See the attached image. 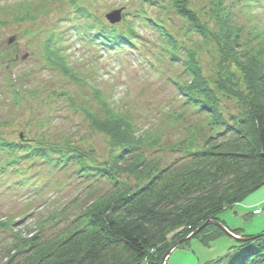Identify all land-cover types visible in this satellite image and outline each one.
Here are the masks:
<instances>
[{"label":"rangeland","instance_id":"rangeland-1","mask_svg":"<svg viewBox=\"0 0 264 264\" xmlns=\"http://www.w3.org/2000/svg\"><path fill=\"white\" fill-rule=\"evenodd\" d=\"M75 1V5L91 16L88 18L91 22L95 16L98 23L111 25L106 19L110 10L130 12L127 17L131 19L135 6L144 0ZM214 1L189 0L188 3L215 30L211 16ZM172 2L165 1L160 20L177 50L172 62L170 54L162 61L172 67L167 65L157 73L150 72L148 67L141 71L135 66L136 58L124 56L121 50L111 54L108 48H98L79 37L77 28L87 18L75 10L70 0H0V130H5V137L18 140L25 131L32 140L42 134L53 144L74 143L93 150L94 164H101L119 149L111 150L108 137L91 126L89 115L105 118L108 105L115 114L130 112L149 140L156 141V145L141 150L159 168L183 162L182 158L190 159L192 153L203 149L209 137L224 132L225 127L213 124L207 111L185 104L172 78L191 80L184 65L189 49L197 52V60L207 77L216 78L218 48L211 38L203 39L191 29ZM224 4L231 20L241 26L243 51L256 54L264 63V0H225ZM145 7L149 15L158 16L157 6L147 3ZM132 22L141 33L137 38L139 45L146 50L154 48L149 40L155 38V30L140 18ZM118 24L123 26V19ZM53 36L60 38L58 46L76 77L71 78L50 65L45 48ZM168 48H171L169 44ZM217 92L227 121L243 114L244 107L236 98ZM219 137L224 139L227 135ZM15 153L21 157L19 166L25 171L19 174L12 166L1 173L0 264H6L13 256L15 260L21 259L23 239L38 234L47 241L73 229L82 222L78 221L79 216L93 202L115 190V184L107 177L80 172L74 159L55 164L37 156L25 157L20 149ZM12 157L10 151L0 150V162ZM25 177L27 181L21 183ZM120 182L123 188L135 184L126 177ZM220 218L234 235L237 234L229 227L240 228L247 235H237L240 237L263 233L264 187L224 209ZM213 221L217 220L204 224ZM81 226L85 225L81 223ZM196 235L175 247L164 264H230L243 250L240 242L227 232L210 240L208 245L202 235Z\"/></svg>","mask_w":264,"mask_h":264},{"label":"trees","instance_id":"trees-1","mask_svg":"<svg viewBox=\"0 0 264 264\" xmlns=\"http://www.w3.org/2000/svg\"><path fill=\"white\" fill-rule=\"evenodd\" d=\"M165 1L144 0L135 6L131 19L127 17L130 12H124L123 26L100 24L95 18L88 26L98 28L96 37L91 34L85 37L99 39L100 45L107 48L125 46L137 55H144L150 50L139 45L137 38L141 33L132 22L140 18L156 32L155 38L149 40V43L155 40L157 48V51L152 49V57L157 53L162 62L170 54L172 62L177 48L161 23ZM188 1L173 0V8L201 38H211L217 45V76L209 79L197 60V52L189 49L184 65L191 80L172 79L178 85L183 102L210 113L212 123L224 125V132L209 137L203 149L192 153L190 159H181L186 162L159 168V164L148 159L141 150L156 145V141L149 140L130 112L115 114L108 105L105 118L89 115L91 126L108 137L111 150L119 149L101 164H94L93 150L80 145L53 144L42 134L30 140L25 131L20 139H9L5 137V130H0V150L10 151L13 156L0 162L1 184V173L6 168L13 166L19 174L25 171L24 167H19L21 157L15 153L19 149L25 157L37 156L55 164L74 159L79 163L80 172L100 174L115 184L111 194L93 202L79 216L78 221H82L84 227L80 223L62 236L47 241L38 234L23 239L21 259L15 260L13 256L6 264H161L165 253L181 238L208 220L223 222L220 214L224 209L264 187V63L256 54L243 51L241 26L231 20L225 0L213 2L211 16L215 30L201 20ZM147 3L157 6L158 16L147 13ZM82 30L87 32L83 26ZM57 39L60 41L58 36L47 40L48 61L65 75L76 77ZM217 90L236 98L244 107L243 114L232 116V122L227 121ZM223 134L227 137L220 139ZM125 177L132 178L135 184L121 187L120 179ZM27 179L23 178L21 183ZM229 228L237 235L247 236L240 228ZM221 233L225 231L210 223L196 236L202 235L203 242L208 245ZM238 241L243 250L230 264H264V232L253 240Z\"/></svg>","mask_w":264,"mask_h":264},{"label":"water","instance_id":"water-1","mask_svg":"<svg viewBox=\"0 0 264 264\" xmlns=\"http://www.w3.org/2000/svg\"><path fill=\"white\" fill-rule=\"evenodd\" d=\"M121 10H115L111 13H109L107 15V17L109 18V20L113 23H116V22H119L121 20ZM212 222V221H210ZM209 223V222H207ZM213 223L217 224L219 227H221L225 232H227L228 234H230L232 237L236 238L237 240H240V241H248V240H251V239H254L255 236L253 237H240V236H237V235H234L232 232H230L228 230V228L222 224L221 222L219 221H213ZM207 224H204L203 226H201L200 228L196 229L192 234H190L189 236H187L186 238L178 241L174 247H172L168 252L167 254L164 256L163 260H162V264L165 263V259L168 257V255L170 254V252L177 246H179L181 243H183L184 241H186L188 238L190 239L191 237H193L194 235H196L198 232H200Z\"/></svg>","mask_w":264,"mask_h":264},{"label":"bare ground","instance_id":"bare-ground-1","mask_svg":"<svg viewBox=\"0 0 264 264\" xmlns=\"http://www.w3.org/2000/svg\"><path fill=\"white\" fill-rule=\"evenodd\" d=\"M79 13V12H78ZM79 14H82L83 16H85L83 13H79ZM81 15V16H82ZM87 17L86 18H90L91 16L90 15H86ZM76 17H79V15L78 14H76ZM83 24V27L84 28H86V30H87V32L86 33H83V35L84 36H86L87 34H91V35H93V34H95L96 33V31H97V28H90L89 26H88V22H86L85 21V23H82ZM104 33H105V31H103ZM110 37H107L106 39H109ZM118 50H121L122 51V53H128V55H130V56H133V54L130 52V49L129 48H126L125 46L124 47H122L121 49H118ZM118 50H116L117 52H115V53H119V51ZM124 51V52H123ZM20 167V166H19Z\"/></svg>","mask_w":264,"mask_h":264}]
</instances>
